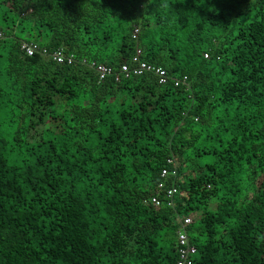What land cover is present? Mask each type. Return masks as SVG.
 <instances>
[{
	"label": "trees",
	"instance_id": "trees-1",
	"mask_svg": "<svg viewBox=\"0 0 264 264\" xmlns=\"http://www.w3.org/2000/svg\"><path fill=\"white\" fill-rule=\"evenodd\" d=\"M138 49L168 82L92 65ZM191 213L194 264H264V0H0V264H177Z\"/></svg>",
	"mask_w": 264,
	"mask_h": 264
},
{
	"label": "built area",
	"instance_id": "built-area-1",
	"mask_svg": "<svg viewBox=\"0 0 264 264\" xmlns=\"http://www.w3.org/2000/svg\"><path fill=\"white\" fill-rule=\"evenodd\" d=\"M138 29H135L137 33ZM21 49L28 55L41 53L58 63H71L74 60V55L66 53L63 48L49 49L47 46L40 44L38 41L29 40L22 41ZM208 56V53H205ZM92 65L99 72L100 78H105L108 75H114L117 80L124 75L129 77L132 74H143L144 72H153L159 79L160 83H166L171 78L167 70L160 66L149 63L140 58V50L133 56L131 62L122 63L118 68L104 63L93 62ZM175 85H189L188 75L174 77L172 79ZM174 160L168 159V165L161 170V180L158 183L157 192L150 196L145 201L153 204L155 207H160L163 204L173 206L175 195L178 192V187L175 184V179L178 177V170L173 165ZM163 194V195H162ZM197 213H191L183 217H179L180 229L178 230V258L177 264H194V255L197 252V247L190 242L188 235V226L194 221Z\"/></svg>",
	"mask_w": 264,
	"mask_h": 264
},
{
	"label": "rangeland",
	"instance_id": "rangeland-1",
	"mask_svg": "<svg viewBox=\"0 0 264 264\" xmlns=\"http://www.w3.org/2000/svg\"><path fill=\"white\" fill-rule=\"evenodd\" d=\"M25 37H27V38H31V39H35V37H31L30 35H28V34H25L24 35ZM40 40H44L43 38H41ZM199 215V213L196 215V216H198Z\"/></svg>",
	"mask_w": 264,
	"mask_h": 264
}]
</instances>
